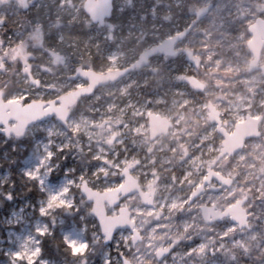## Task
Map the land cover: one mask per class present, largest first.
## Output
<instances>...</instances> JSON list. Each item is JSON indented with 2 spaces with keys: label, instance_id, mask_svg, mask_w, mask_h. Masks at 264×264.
I'll use <instances>...</instances> for the list:
<instances>
[{
  "label": "rangeland",
  "instance_id": "374dc122",
  "mask_svg": "<svg viewBox=\"0 0 264 264\" xmlns=\"http://www.w3.org/2000/svg\"><path fill=\"white\" fill-rule=\"evenodd\" d=\"M83 2L29 0L25 13L33 15L35 32L10 27L6 33V18L19 19L21 7L0 0L5 100L22 105L53 100L86 86L73 76L75 69L104 73L126 67L183 30L187 34L177 49H188L198 66L184 54L156 56L80 98L65 126L52 117L30 125L21 137L0 136V264H121V257L131 264H264V78L247 71L246 48V28L264 18V0H171L180 16L164 22L148 12L137 18L128 9L142 0H114L115 19L103 27L91 25ZM206 5L209 11L196 20L194 11ZM163 11L169 13L167 7ZM260 61L264 64V49ZM187 75L204 83V91L185 84ZM208 103L227 133L247 116L259 118V137L216 160L223 137L208 121ZM152 113L172 123L167 135L153 141L147 122ZM209 164L233 184L188 205ZM124 168L143 192H154L153 205L145 206L135 193L107 206L108 215L120 206L129 209L140 241L132 244L129 230H117L104 244L79 187L85 181L96 191L112 190L122 184ZM242 198L248 228L239 229L230 216L204 223L200 205L223 211ZM55 232L75 257L70 263L43 254L42 239ZM165 249L168 254L157 259Z\"/></svg>",
  "mask_w": 264,
  "mask_h": 264
},
{
  "label": "water",
  "instance_id": "95a60500",
  "mask_svg": "<svg viewBox=\"0 0 264 264\" xmlns=\"http://www.w3.org/2000/svg\"><path fill=\"white\" fill-rule=\"evenodd\" d=\"M21 3L22 10L28 9L27 0H18ZM210 5L198 8L193 14L197 20L202 19L210 9ZM82 10L92 24L102 27L107 19H110L113 13V0H85L82 4ZM247 32L250 35L246 43L247 50L251 54V61L247 67L248 72L259 71L264 78V65L258 62L262 49L264 48V19L256 18L247 26ZM187 34V30L164 39L160 43L153 45L139 53L136 60L124 68L114 71H106L104 73L97 72L92 69L77 68L73 76L80 78L86 82V86L75 89L69 93L60 95L50 101H31L24 105L15 100H5L4 94L0 90V136L3 137H21L25 134L26 129L37 122L44 121L48 118L55 117L57 121L64 126L70 117V108L74 106L80 98L90 95L97 88L113 84L125 77L133 70L140 69L148 65L151 58L161 55L173 57L176 54L183 53L187 62L192 66L197 65V60L189 50H177L176 45ZM185 84L189 85L195 92H203L205 84L199 81L195 76L187 75L183 77ZM208 121L215 125L223 140L217 160L224 156H233L240 151L245 142L251 138L259 137L258 130L259 118L246 117L245 121L238 122L234 125L233 131L227 133L221 127L217 109L208 103ZM148 122V138L153 141L161 135H167L172 128V123L165 117L152 113L147 118ZM209 174L201 185L191 194L190 201H193L203 192V187L214 178L219 190L223 187H230L233 184L231 178L224 177L218 172H214L209 168ZM120 174L123 182L118 187L108 191H96L90 188L85 181H82L79 191L84 196L85 201L91 204L89 214L92 215L100 229L103 237V243L108 244L112 241L117 230H129L131 232V243L136 244L140 241L139 233L134 229V222L131 220V213L125 206H120L116 215H108L106 207L118 206L121 201L135 193L138 194L142 203L147 207L153 205V191L143 192L140 188L138 180L131 175L130 171L124 168ZM245 198L239 199L235 204L227 207L223 211L211 212L213 207H205L202 216L207 224L212 221H219L224 217L230 216L231 221L237 225L239 229L248 228L247 215L242 208ZM209 216H213L209 219ZM165 254L164 251L158 252L161 258ZM121 264H131L125 257H121Z\"/></svg>",
  "mask_w": 264,
  "mask_h": 264
},
{
  "label": "trees",
  "instance_id": "16d2710c",
  "mask_svg": "<svg viewBox=\"0 0 264 264\" xmlns=\"http://www.w3.org/2000/svg\"><path fill=\"white\" fill-rule=\"evenodd\" d=\"M133 1V0H130ZM142 5H136L137 8H135V4L133 6L128 7V9L132 8V12L136 13V16L138 18V15L140 16L144 12H148L150 14L155 15L158 18L159 22H164L168 18H175L178 15L177 9L174 8L171 5V0H142ZM153 8V11H150V8ZM164 7H167L169 9L168 14H164ZM130 10H126L124 14L122 13V17H120L117 20V23L121 22L124 20L127 15L129 14ZM117 10H116V5L114 4V9H113V15L112 17L107 20L106 23H112L114 21V16L116 15ZM20 18L15 20L14 22H11V18H6L5 20V25L3 27V30H7L6 28H12V29H18L24 32H30L32 31L35 32L33 28V15L25 13V11L20 12ZM148 19H146L144 22L146 23ZM30 22V23H28ZM94 27H97L96 25L91 24ZM111 28V27H110ZM111 30H113L111 28ZM8 30L6 31V33ZM6 33L3 34V39L6 37ZM151 40V39H149ZM143 46H141L138 51L142 50ZM93 67L95 68L96 65L92 62ZM6 164V163H5ZM3 164V166L5 165ZM12 178L14 181H16V176L13 173ZM17 187V184L15 185ZM12 193V191H11ZM31 194V191H30ZM43 254L45 257L50 258V259H55L60 263H70L71 260H75V257L71 255L70 249L63 243L62 239L60 237H57L56 232L54 235L50 237H44L41 242Z\"/></svg>",
  "mask_w": 264,
  "mask_h": 264
},
{
  "label": "flooded vegetation",
  "instance_id": "af4514ba",
  "mask_svg": "<svg viewBox=\"0 0 264 264\" xmlns=\"http://www.w3.org/2000/svg\"><path fill=\"white\" fill-rule=\"evenodd\" d=\"M14 2H16L18 5H20V7H21V10H22V6H21V3L18 1V0H13ZM27 4H28V7H29V0H27ZM203 7V6H202ZM195 12V11H194ZM178 15L180 16V14L178 13ZM194 15V14H193ZM259 18H262V19H264L263 17H261V16H258ZM258 17H256V18H258ZM194 18H195V16H194ZM255 18V19H256ZM196 19V18H195ZM254 19V20H255ZM197 20V19H196ZM201 20V19H200ZM253 20V21H254ZM252 21V22H253ZM251 22V23H252ZM251 23H249V24H251ZM248 24V25H249ZM247 29V28H246ZM181 32V31H180ZM180 32H178V33H180ZM248 33V32H247ZM176 34V33H175ZM174 35V34H173ZM186 36V35H185ZM184 36V37H185ZM183 37V38H184ZM183 40V39H182ZM181 40V41H182ZM180 41V42H181ZM247 43V42H246ZM176 48H177V46H176ZM247 48V47H246ZM264 49V48H263ZM262 49V50H263ZM177 50H180V49H177ZM181 50H188V49H181ZM180 50V51H181ZM179 54H183V53H179ZM179 54H176V55H179ZM261 54H262V52H261ZM175 55V56H176ZM251 55V54H250ZM185 56V55H184ZM194 56V55H193ZM260 57H261V55H260ZM251 59H252V57H251ZM196 60H197V58H196ZM251 61V60H250ZM259 65H264V64H262L261 63V61H260V59H259V62H258V66ZM198 66V60H197V65L196 66H193V67H197ZM185 77V76H184ZM216 157H217V155H216ZM225 157V156H224ZM226 157H229V156H226ZM231 157V156H230ZM223 158V157H222ZM221 159V158H220ZM219 159V160H220ZM216 160H217V158H216ZM209 168H211V170H213L214 172H217V170L215 169V166L213 165V164H209V166L206 168V170H205V175L203 176V178H202V181H201V183L200 184H198V185H196V187H195V189L194 190H196V188L199 186V185H201L202 183H203V181L206 179V177L209 175V174H211L210 172H209ZM127 169V168H126ZM219 173V172H218ZM217 187V182L215 181V179L214 178H212L210 181H209V183L208 184H206L204 187H203V192L200 194V195H198L193 201H190V198H189V201H188V205L190 204V203H193V202H195L198 198H200V197H204L205 195H207L208 193H210L211 191L212 192H214V193H217L218 191H220L221 189H219L218 191L217 190H214L215 188ZM141 188V187H140ZM224 188V187H223ZM194 190H192L191 191V193H190V197H191V194H192V192L194 191ZM153 195H154V192H153ZM154 199V198H153ZM236 203V202H235ZM234 203V204H235ZM205 207H213V210L211 211V212H217V207L215 206V205H208V204H202V205H200V207H199V210H200V212H201V217H202V219H203V221H204V223L205 224H207L206 222H205V220H204V218H203V216H202V211H203V209L205 208ZM212 217L213 216H209V219H212ZM212 222H217V220H215V221H212ZM211 222V223H212ZM210 224V223H209ZM164 252H165V254L162 256V257H164L165 255H167L168 254V252H169V250L168 249H165V250H163ZM161 257V258H162ZM161 258H159L158 257V254H157V259H161Z\"/></svg>",
  "mask_w": 264,
  "mask_h": 264
}]
</instances>
